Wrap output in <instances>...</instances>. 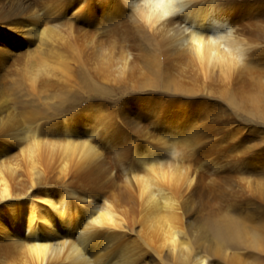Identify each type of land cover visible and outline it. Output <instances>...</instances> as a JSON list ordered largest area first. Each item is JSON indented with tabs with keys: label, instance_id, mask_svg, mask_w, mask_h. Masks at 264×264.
<instances>
[{
	"label": "bare ground",
	"instance_id": "1",
	"mask_svg": "<svg viewBox=\"0 0 264 264\" xmlns=\"http://www.w3.org/2000/svg\"><path fill=\"white\" fill-rule=\"evenodd\" d=\"M120 1L141 26L173 43L177 56L185 55L204 80L216 70L231 84L236 72L251 71L253 59L264 58V22L244 2L162 0L171 5L162 15L148 7L161 0ZM78 2H69V7ZM59 3L44 1L28 14L30 30L39 37L31 51L33 63L26 61L22 74L31 91L41 75L66 74L64 52L48 55L42 48L44 40L58 33L59 23L49 19L62 17H52ZM3 5L0 0V22ZM74 8L89 21L98 17L90 0H80ZM111 59L105 55L103 62ZM128 66L124 52L114 73L120 78ZM257 85L264 88V81ZM0 101L1 113V104L8 100ZM101 114L100 107L94 108V115L85 107L47 120L30 109L0 116V264H158L169 256L174 264H212L208 251L195 250L184 237L186 204L179 203L183 190L205 183L204 172L195 167L198 147L210 137L204 126L171 111L166 125L131 139L120 158L125 165L114 177L123 178L126 190H115V195L99 182L84 183L87 167L100 152L95 143L98 129L91 122ZM246 185L250 190L251 182ZM263 188L264 183H257V190ZM201 189L202 197L209 195ZM133 223L140 225L137 236L129 234ZM215 229L225 241L238 239L231 225ZM150 249L154 254L146 257Z\"/></svg>",
	"mask_w": 264,
	"mask_h": 264
},
{
	"label": "rangeland",
	"instance_id": "2",
	"mask_svg": "<svg viewBox=\"0 0 264 264\" xmlns=\"http://www.w3.org/2000/svg\"><path fill=\"white\" fill-rule=\"evenodd\" d=\"M44 1L52 0H3L0 100L8 101L1 104L0 116L30 109L47 120L85 107L94 115V108L100 107L99 120L91 122L98 129L95 143L100 152L87 167L84 183L99 182L115 195L126 190L123 178L114 177L125 165L120 158L131 139L166 125L171 111L194 119L210 137L195 156L205 183L183 190L179 199L181 207L186 204L184 237L195 250L208 251L212 264H264V188L257 190V183H264V88L257 85L264 81V70L260 72L264 58L253 59L257 68L250 65L251 71L236 72L231 84L216 70L204 80L185 55L177 56L173 43L141 26L120 0H90L98 16L91 21L74 8L80 0L74 9L69 2L75 0H59L63 4L52 10V17H62L49 19L59 23L58 33L44 40L42 48L48 55L64 52L66 74L41 75L31 91L22 74L25 62L33 63L31 51L39 37L30 30L28 14ZM236 1L246 3L264 22V0ZM124 52L129 66L118 78L115 63ZM105 55L112 61L103 62ZM111 62L112 70L106 71ZM105 175L110 177L104 179ZM200 186L208 196L198 193L203 191ZM220 224L233 226L238 239L225 241L215 229ZM131 230L130 236H137L139 223H133ZM150 254L152 249L145 256ZM158 264L174 263L169 256Z\"/></svg>",
	"mask_w": 264,
	"mask_h": 264
},
{
	"label": "clouds",
	"instance_id": "3",
	"mask_svg": "<svg viewBox=\"0 0 264 264\" xmlns=\"http://www.w3.org/2000/svg\"><path fill=\"white\" fill-rule=\"evenodd\" d=\"M148 7H150L153 11L155 12H159L161 13L162 15H167V9H169L171 7L170 4H166L164 2H157V3H154V4H150L148 5Z\"/></svg>",
	"mask_w": 264,
	"mask_h": 264
}]
</instances>
